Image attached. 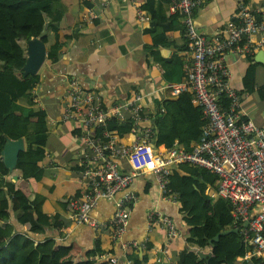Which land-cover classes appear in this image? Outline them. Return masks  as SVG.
<instances>
[{"label":"crops","instance_id":"0c3cea01","mask_svg":"<svg viewBox=\"0 0 264 264\" xmlns=\"http://www.w3.org/2000/svg\"><path fill=\"white\" fill-rule=\"evenodd\" d=\"M61 1L67 8L63 29L58 32L64 45L57 59L49 60L47 45L41 39L45 43L46 57L36 72L39 83L31 92L32 97L37 99L36 102L33 100L35 105L46 112L48 138L41 142L45 155L39 162L35 177L21 178L17 168L8 171L7 176L30 198L41 195L42 210L49 217L57 215L61 227L57 230L49 226L43 233H29L37 240L50 237L69 247L70 256L75 261L88 259L93 251L100 250L102 253L94 256L95 264H132L131 254L134 253L138 255L139 264H177L179 252L186 248L188 226L183 220L179 202H172L161 195L151 173H140L131 182L129 190L137 199L131 206L126 229L118 239H112L108 227L93 228L69 220L66 202L78 196L84 188L79 170L80 143L75 134L80 128L71 121H62L61 113L66 104L67 83L73 77L79 80L85 90L96 93L105 106L128 100L139 92L141 106L144 110L153 111L155 101L173 96L171 88L178 84L164 80L161 61L169 59L175 52L182 61L188 58V51L178 48L183 43L184 33L179 28L167 31L171 44L157 45L155 58L146 49L152 44L147 31L151 18L149 11L143 10L148 20L138 21L135 6L130 1L86 0L92 7L85 4V0ZM145 1L137 0L140 5ZM170 1L155 0L160 7H165L166 20L174 17L169 8ZM244 1L256 6L261 0ZM238 2L201 0L194 12L197 30L209 38L223 37L226 23L235 17ZM89 11L97 14L92 22L86 19ZM225 63L229 70V84L241 98L244 117L264 128V49L259 48L248 55L229 52L225 55ZM139 126L146 127L140 123ZM141 130H138L139 135H142ZM199 131L197 127L187 131L190 148L198 142ZM132 138L129 133L122 137L125 143H130ZM170 142L165 139L161 145L153 144L155 151L164 152ZM177 146L183 147L181 144ZM124 169L127 170V166ZM213 191L214 183H209L206 193L217 198L212 195ZM118 196L120 194L112 199H99L91 210L92 217L107 222L114 213ZM151 210L162 212L174 221L179 233L171 242L166 243L165 231L160 225L153 224L149 230L148 213ZM9 221L16 231L28 229L18 222L12 207L9 209ZM145 240L151 244L148 250L131 245L133 241ZM164 245H167L168 252L156 262L155 257ZM111 257L116 262H111Z\"/></svg>","mask_w":264,"mask_h":264},{"label":"built area","instance_id":"2783aa9c","mask_svg":"<svg viewBox=\"0 0 264 264\" xmlns=\"http://www.w3.org/2000/svg\"><path fill=\"white\" fill-rule=\"evenodd\" d=\"M125 1L134 4L138 21L149 19L137 0ZM200 4L201 0H171L169 7L172 13L180 15L189 53L183 61V81L172 86L170 93L174 96L188 91L192 101L202 107L207 123L198 142L190 150L175 145L158 153L149 141V128L139 126L140 122L148 121L142 117L139 92L128 100L105 106L77 78L69 79L61 120L80 128L76 138L80 143L79 170L84 188L66 202L67 215L75 224L108 227L112 239H118L137 199L129 186L138 174L151 173L161 195L176 202L177 194L168 188L172 169L179 164L196 165L215 175L212 195L230 202L234 221L244 224L242 234L248 249L238 260L264 257V128L244 117L241 98L229 84L225 63L229 52L248 55L264 49V0L256 6L239 0L235 17L226 23L225 35L210 38L195 26L194 12ZM95 17L97 14L89 11L86 19L92 22ZM126 114L134 121L130 143H125L116 131L102 130V137L95 135V130L109 119H123ZM139 129L142 135L138 134ZM117 194L120 196L115 200L114 213L107 222L92 217L91 210L99 199H112ZM148 220L149 230L153 224L164 229L166 243L179 233L172 218L162 212L151 210ZM146 242L133 241L131 245L145 248ZM159 252L156 262L168 252L167 245ZM110 261L116 262L113 257Z\"/></svg>","mask_w":264,"mask_h":264},{"label":"trees","instance_id":"16d2710c","mask_svg":"<svg viewBox=\"0 0 264 264\" xmlns=\"http://www.w3.org/2000/svg\"><path fill=\"white\" fill-rule=\"evenodd\" d=\"M140 6L151 15L147 31L152 44L146 49L152 57L156 58L157 45L171 44L166 33L174 28L184 33L183 43L178 48L187 50L185 30L178 13L166 20L165 7H160L155 0H146ZM66 14L67 8L61 0H0V150L6 139L23 138L25 149L19 154L16 168L24 179L37 175L39 162L45 155L41 142L48 138L46 112L35 105L31 95L39 83V75L23 74L26 43L29 39L41 38L47 45V58L57 59L64 45L58 32L63 29ZM161 64L165 81H183V61L176 52ZM142 117L150 122L146 128L150 130L152 145H161L169 139L168 148L181 144L186 150L191 149L187 131L199 128L200 138L207 123L202 107L192 102L188 91L157 99L153 111L143 108ZM133 123L129 114L123 119L112 117L95 130V135L102 137V130H107L116 131L122 137L131 131ZM8 174L0 157V264H95L94 256L101 254L100 250L93 251L88 259L75 261L69 247L50 237L37 240L29 233H43L49 226L59 230L61 223L57 215L49 217L42 210L41 195L30 198ZM214 180L213 173L196 165L179 164L171 171L168 188L177 194L180 212L188 226L186 248L179 252L177 264H264V257L238 261L248 249L242 234L244 224L234 221L230 202L206 193V187ZM10 207L18 222L28 227L26 231H16L10 223ZM231 228L238 231L220 236L214 247L209 243L217 233ZM150 246L147 241L146 250ZM198 251H210L211 255L205 260ZM131 257L132 264H139L137 253Z\"/></svg>","mask_w":264,"mask_h":264},{"label":"water","instance_id":"95a60500","mask_svg":"<svg viewBox=\"0 0 264 264\" xmlns=\"http://www.w3.org/2000/svg\"><path fill=\"white\" fill-rule=\"evenodd\" d=\"M85 4L92 7L91 3H88L86 0L84 1ZM46 57V47L45 43L41 40V38H32L27 40L26 43V62L23 66V74H32L36 73L39 67L41 66L42 62ZM141 126L148 127L150 125L149 121H142L140 122ZM25 145L23 138L18 139H6L4 142L1 150H0V157L8 169L9 172L16 169L17 160L19 154L24 151ZM17 177V176H15ZM237 232V228H232L226 231H220L217 233L213 238L209 240V243L212 245L213 242H217L220 236L225 235L229 232ZM200 257L204 258L205 260L210 257L211 252H201L198 251Z\"/></svg>","mask_w":264,"mask_h":264}]
</instances>
